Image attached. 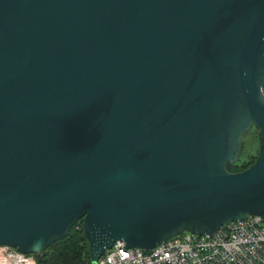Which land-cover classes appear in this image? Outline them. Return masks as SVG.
<instances>
[{"label": "water", "instance_id": "1", "mask_svg": "<svg viewBox=\"0 0 264 264\" xmlns=\"http://www.w3.org/2000/svg\"><path fill=\"white\" fill-rule=\"evenodd\" d=\"M259 128L251 164L233 170ZM264 217V0H0V245L82 218L91 264Z\"/></svg>", "mask_w": 264, "mask_h": 264}, {"label": "built area", "instance_id": "2", "mask_svg": "<svg viewBox=\"0 0 264 264\" xmlns=\"http://www.w3.org/2000/svg\"><path fill=\"white\" fill-rule=\"evenodd\" d=\"M0 264H39L38 256L9 244L0 245ZM98 264H264V217L252 214L223 224L213 235L190 231L151 249L116 241Z\"/></svg>", "mask_w": 264, "mask_h": 264}, {"label": "trees", "instance_id": "3", "mask_svg": "<svg viewBox=\"0 0 264 264\" xmlns=\"http://www.w3.org/2000/svg\"><path fill=\"white\" fill-rule=\"evenodd\" d=\"M259 128L255 125L244 135L239 158L233 164V170H240L253 162L242 160V153L245 148L246 134L252 129ZM39 264H91L90 248L86 237L83 234L82 218L79 219L71 228L68 235L52 242L46 248L43 256H38Z\"/></svg>", "mask_w": 264, "mask_h": 264}, {"label": "rangeland", "instance_id": "4", "mask_svg": "<svg viewBox=\"0 0 264 264\" xmlns=\"http://www.w3.org/2000/svg\"><path fill=\"white\" fill-rule=\"evenodd\" d=\"M253 127V126H252ZM259 151V132L252 128L245 137V148L242 153V160L246 162L255 161Z\"/></svg>", "mask_w": 264, "mask_h": 264}]
</instances>
